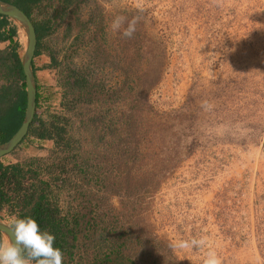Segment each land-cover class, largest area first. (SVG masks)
I'll return each instance as SVG.
<instances>
[{"label": "rangeland", "instance_id": "374dc122", "mask_svg": "<svg viewBox=\"0 0 264 264\" xmlns=\"http://www.w3.org/2000/svg\"><path fill=\"white\" fill-rule=\"evenodd\" d=\"M65 1L33 13L52 28L33 63L35 113L60 117L69 147L24 142L1 160L71 178L57 205L88 237L70 264L101 234L125 264H204L209 247H173L203 237L221 264H264V0Z\"/></svg>", "mask_w": 264, "mask_h": 264}, {"label": "trees", "instance_id": "16d2710c", "mask_svg": "<svg viewBox=\"0 0 264 264\" xmlns=\"http://www.w3.org/2000/svg\"><path fill=\"white\" fill-rule=\"evenodd\" d=\"M1 1L13 4L31 20L36 33L34 58L39 56L42 42L46 36L51 34L52 28L50 18L47 17L39 21L33 17V13L41 9L44 1L50 2V0ZM72 1L67 0L65 4ZM18 31L19 29L13 21L0 15V43L6 42L9 45L7 49H0V74L4 78L3 84L0 85V145L8 142L19 130L26 109V91L24 75L20 65L21 55L19 50L21 44ZM51 60L55 62L53 57H51ZM32 71L36 83L33 61ZM87 85L85 77L77 79V75L71 83V87L77 89L80 95V92L88 89ZM40 98L39 87L36 85L35 111L39 108ZM60 123V117H52L51 121L47 122L35 113L28 132L18 147L24 142L52 141L55 146L68 148L66 127L65 124ZM42 166L46 165L42 164L40 159L24 164H4L0 159V218L5 221L9 218H12V221L27 217L34 218L42 231H48L55 236L54 247L62 250L63 264H70L73 262L76 247L74 242L82 231L78 227L80 216L78 213L69 215L58 207L57 190L68 186L71 178L61 177L60 174L53 175L51 167L46 166L43 169ZM42 170L47 171V179H40L44 175ZM60 170L61 174L66 173L64 167ZM85 237H88L87 233ZM100 238V242L96 246L94 245V251H97V255L87 264H125L120 260L121 254H119L118 245L116 249L110 247L109 240H112V237L101 234ZM0 242H3L1 234Z\"/></svg>", "mask_w": 264, "mask_h": 264}, {"label": "clouds", "instance_id": "9594fccd", "mask_svg": "<svg viewBox=\"0 0 264 264\" xmlns=\"http://www.w3.org/2000/svg\"><path fill=\"white\" fill-rule=\"evenodd\" d=\"M125 17L117 16L112 22V30L118 31L125 22ZM137 19L133 18L128 22L122 35L126 38H132L136 31ZM206 107L210 106L207 101L204 102ZM11 231V243L5 244L0 242V264H63V252L61 249L54 247L55 236L48 231H42L38 222L31 217L14 219ZM11 225V224H10ZM209 247L206 253L204 264H221L220 258L211 246L208 245L206 237L182 241L175 248L182 250L203 249Z\"/></svg>", "mask_w": 264, "mask_h": 264}, {"label": "water", "instance_id": "95a60500", "mask_svg": "<svg viewBox=\"0 0 264 264\" xmlns=\"http://www.w3.org/2000/svg\"><path fill=\"white\" fill-rule=\"evenodd\" d=\"M0 15L8 17L18 27L19 32L24 36L23 52L20 57V65L24 75L25 91H26V109L25 115L19 130L6 143L0 145V159L13 153L18 145L26 136L29 126L34 118L36 109V83L32 71V61L36 50V33L31 20L19 8L13 4L0 0ZM20 41V40H19ZM20 44H22L20 42ZM12 226L5 220L0 218V234L2 240L11 243Z\"/></svg>", "mask_w": 264, "mask_h": 264}, {"label": "bare ground", "instance_id": "6f19581e", "mask_svg": "<svg viewBox=\"0 0 264 264\" xmlns=\"http://www.w3.org/2000/svg\"><path fill=\"white\" fill-rule=\"evenodd\" d=\"M20 35H21V34H20ZM22 37H23V36H22ZM21 39H22V38H21ZM3 243L8 244L7 241H6L5 239L3 240Z\"/></svg>", "mask_w": 264, "mask_h": 264}, {"label": "crops", "instance_id": "0c3cea01", "mask_svg": "<svg viewBox=\"0 0 264 264\" xmlns=\"http://www.w3.org/2000/svg\"><path fill=\"white\" fill-rule=\"evenodd\" d=\"M6 43V42H5ZM3 44V43H0V45ZM8 44V43H7Z\"/></svg>", "mask_w": 264, "mask_h": 264}]
</instances>
